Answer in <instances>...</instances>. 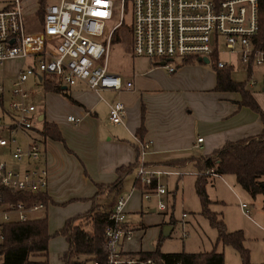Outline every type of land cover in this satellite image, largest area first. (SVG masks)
I'll return each instance as SVG.
<instances>
[{
  "label": "built area",
  "instance_id": "built-area-1",
  "mask_svg": "<svg viewBox=\"0 0 264 264\" xmlns=\"http://www.w3.org/2000/svg\"><path fill=\"white\" fill-rule=\"evenodd\" d=\"M127 1L121 0L119 6L114 0L49 3L41 28L31 32L26 29L21 0L0 8V65L8 59L22 60L13 77L10 106L0 109V183L26 191L44 190L48 185L50 170L43 160L45 147L33 132L38 116L36 92L27 84L30 77L43 83L47 75H55L67 85L83 80L96 90L110 88L120 92L133 88V81L124 80L109 63L114 32L125 22ZM131 1V52L155 60L168 72L175 71L184 58L210 59L221 40L226 48L237 52L249 72L253 66H264V26L259 19V0ZM223 65L227 63L218 61V66ZM255 83V79L250 80L251 85ZM5 88L4 79H0V100ZM125 115L123 101L111 104L110 118L115 123L122 122ZM69 118L77 119L73 115ZM17 133L27 138L25 146ZM138 140L142 158L149 142L139 137ZM201 140L202 137L197 138ZM9 156L26 165L12 166ZM141 158L138 177L145 188L142 195L153 198L156 209L165 210L162 196L167 188L160 181L163 171L146 165ZM204 173L218 175L213 167ZM153 179L155 185L150 186ZM126 201L125 196L119 195L108 207L109 222L104 231L107 256L103 263L95 260L94 264H156L154 258H142L139 253L129 254L123 249V241L133 235V229L126 225ZM47 206L44 202L4 201L0 196V246L5 237V223L36 218L35 213ZM239 206L248 214V203L239 201ZM0 264H4L1 252Z\"/></svg>",
  "mask_w": 264,
  "mask_h": 264
},
{
  "label": "crops",
  "instance_id": "crops-1",
  "mask_svg": "<svg viewBox=\"0 0 264 264\" xmlns=\"http://www.w3.org/2000/svg\"><path fill=\"white\" fill-rule=\"evenodd\" d=\"M12 1L0 0V8ZM36 1L38 11L39 0ZM24 8V14L30 23L29 27L35 29L36 20L29 18L30 11L33 10L31 0L24 1ZM132 55L136 56L133 53ZM15 60L8 59L4 64ZM147 62L148 66L142 70V75L138 74V77H142L139 78L140 80L136 78L134 57L130 64L124 67L123 73L110 67L124 80H132V89L120 92L110 88L96 90L90 88L85 81L79 80L72 85L63 83L68 88L71 98L61 92L45 88L44 94H36L34 97L38 116L36 127H40L43 120L54 122L64 136V141L48 138L44 145L43 156L50 170L46 188L51 197L50 202L60 207L73 208L72 211L64 209L65 215L62 217L65 219L56 230L63 226L67 218L89 210L94 199L108 208L120 195V190L131 188L125 209L126 225L133 229V235L123 241V249L129 254L154 250L160 236L164 235V226L170 224L164 215L158 212L153 199H149L153 201L146 204L148 212L142 211V192L136 186L137 167L126 175L117 190H106L97 194L99 183L111 184L117 179L119 166L133 164L137 161L136 144L139 143L137 129L141 125L142 107H144L143 123L145 125L143 140L149 142L148 149L143 152L142 161L147 162L153 168L162 170V174L178 176L192 174L194 175L193 185L198 169L194 160L187 159L192 155L209 154L227 140L258 135L263 129L260 114L249 106L239 104L240 92L214 89L215 71L214 75L211 73L214 77L212 81L201 85L200 91L203 94H172L164 88L166 84L160 80V70L165 67H159L157 62L150 58ZM19 66L20 64L13 66L11 75L16 74ZM189 69L207 71L206 68H202L200 62H192L178 66L173 72H168L166 69L169 74L165 77L173 81L182 80ZM137 83H140L141 87L137 88ZM34 84L36 85L35 81ZM142 84H153V87L148 88ZM103 91H111L114 94H103ZM251 92L264 112V89L262 88V91L251 90ZM120 99L125 103L126 115L122 122L115 123L110 118V106ZM70 115L77 119H70ZM198 137H202V140L197 141ZM180 160L187 161L185 163L176 162ZM223 175L238 184L235 175L231 173L213 175V183H215V178L220 177L223 185L229 186L225 177H221ZM221 202L222 197L213 196V203ZM71 204L75 206L77 212H73L74 206ZM131 210L138 211L141 216L130 217ZM44 211L39 210L35 215L48 217V212ZM215 211L219 213L218 210ZM220 212L223 211L220 209ZM241 212L254 221L249 214H245L242 210ZM183 213L182 217H185L187 213L185 211ZM261 213L262 224L254 222L259 229L264 231L263 211ZM219 214L227 227L230 219L225 213L224 215ZM172 228L173 224L165 236L170 235ZM49 231L52 234L50 245L56 231L53 233L50 225ZM62 237L66 241L63 249L67 250L69 243L64 235ZM160 249L166 252L162 250V242ZM222 252L225 253L223 250ZM61 260L65 264L63 258ZM239 260L240 262L233 260L232 264H241V258ZM226 261L224 254V264ZM251 261L256 262L254 259Z\"/></svg>",
  "mask_w": 264,
  "mask_h": 264
},
{
  "label": "trees",
  "instance_id": "trees-1",
  "mask_svg": "<svg viewBox=\"0 0 264 264\" xmlns=\"http://www.w3.org/2000/svg\"><path fill=\"white\" fill-rule=\"evenodd\" d=\"M128 3V1H127ZM47 0H39V11L44 18ZM259 19L264 26V0H259ZM123 26L132 31L131 24ZM119 30L114 32V40H118ZM217 52L210 56L208 62L215 71L216 83L214 89L217 91H238L241 93L240 105H246L257 111L263 123L261 133L255 136H248L237 140H227L222 146L214 149L209 154L192 155L187 160H194L198 169L194 181L195 192L201 203L203 213L209 223L217 230V241L231 245L236 249L241 258V264H264V262H252L250 250L244 244V232L242 229L228 230L224 219L215 210H211L209 204L211 199L206 192V184L212 175L204 173L209 167H213L218 175L234 174L237 183L245 189L253 198L262 194V211L264 218V112L252 95L251 90L244 81H236L231 77L230 65L218 66ZM203 60L196 57H188L181 60V64L192 63ZM46 90H54L71 98L68 88L55 75H47L43 81ZM264 89V87H263ZM144 107L141 113V125L137 129L139 139L143 140L145 133ZM38 140L45 145L48 138L64 141V136L58 125L47 120L42 121L40 127L33 131ZM137 161L133 164L122 165L117 168L118 177L111 184H98V195L106 190H117L124 178L134 168L138 167L141 158L140 144H136ZM187 160L176 161L185 163ZM149 165L147 162H144ZM155 185V179L152 185ZM136 186L144 190L140 177L136 180ZM0 196L4 201L25 200L28 202H44L49 204L51 197L46 189L37 191L17 190L0 183ZM110 209L98 203L94 199L92 207L84 213L71 216L66 219L63 226L57 230V234L64 235L69 243L68 249L63 253L62 258L65 264H85L86 261L99 260L104 262L107 251L104 245V231L109 222ZM170 224L174 219L170 215ZM264 225V219H263ZM5 234L0 252L4 257V264H50L49 263V241L52 234L49 231L48 217H36L26 221L7 222L3 226ZM165 235H161L154 250L141 251L142 258H154L156 264H224V253L217 251L215 247L208 251H175L163 252L160 249Z\"/></svg>",
  "mask_w": 264,
  "mask_h": 264
},
{
  "label": "rangeland",
  "instance_id": "rangeland-1",
  "mask_svg": "<svg viewBox=\"0 0 264 264\" xmlns=\"http://www.w3.org/2000/svg\"><path fill=\"white\" fill-rule=\"evenodd\" d=\"M24 1L23 8H24ZM58 0H47L48 3L56 2ZM116 5H120L121 0H114ZM31 8H33L31 13L29 14L30 20H36V28L31 29L29 27V21L25 16L26 20V29L27 31H36L41 28V20L43 17V13H40L38 8V3L36 0H31ZM26 9L24 8V11ZM115 21L117 22V16H115ZM132 21V1L128 0V3L125 8V24H131ZM118 40H114L112 42L111 50H110V67L112 69H116L117 71L122 72L124 67L130 64L133 57L135 59V68H136V78L139 75H142L141 72L143 69L147 68L148 66V57L146 56H133L131 53V34L130 30L123 26L118 32ZM218 60L228 65L232 66L231 68V77L236 81H244L246 86L252 91H262L264 87V66H253L251 71L249 72L246 66L241 63L237 52H232L228 48L225 47L223 41H220L218 47ZM30 59V58H27ZM179 61L178 59H176ZM21 59H16L12 63H7L0 65V79H4L5 81V90L3 94V98L0 100V109L2 107L8 108L10 105V101L12 98V82H13V66L15 64H21ZM199 62V61H195ZM202 68H206L208 71L193 70L189 69V71L184 75V79L173 81L166 79L167 71L165 68L160 70V80H162L166 85L164 88L172 94H203L200 91L201 85L206 84L212 81L211 73L214 75V69L210 62H200ZM158 64V63H157ZM159 67H163L161 64H158ZM183 65V64H181ZM177 69V68H176ZM123 73V72H122ZM166 76V77H165ZM256 80L255 84H250V80ZM140 80V79H139ZM35 77H30L27 81L28 87H31L35 90L36 94H44V84L36 83L34 84ZM158 85V84H154ZM142 86L151 88L153 84H142ZM141 87L140 83H137V88ZM103 94H114L111 91H103ZM110 98L109 96H106ZM121 100V99H120ZM122 101V100H121ZM17 133L19 141L22 145L27 144V138L23 135ZM9 163H11L14 167H24L26 164L25 162H18L17 160L13 159L12 157H8ZM138 168V167H137ZM193 176L192 174H185L182 176L178 175H167L162 174L160 176V181L165 184L167 188V192L163 194V200L167 206L165 210H158L164 215V218L168 220L170 215H172L174 219V224L172 231L169 236H166L162 240V250L166 252H174V251H190V252H198V251H208L215 249L217 251H225V259H227L225 264H232L233 260L240 262V257L238 252L234 247L228 244H223L221 241H217V230L213 227L207 217L201 213V203L199 200L198 195L195 193L194 185H193ZM221 177H225L227 180V185H223V181L220 177L215 178V183H213V176L209 178V181L206 184V192L211 199L209 207L211 210H218L219 213H225L229 220L227 225L228 230L232 229H242L244 232L245 240L244 244L250 250V258L251 260L254 259L256 262H264V234L261 229L255 224V222H259L262 224V194H258L255 198H253L247 191H244L243 188L231 181V179L223 175ZM264 177V176H263ZM131 188L122 189L120 190V195L125 196L128 198ZM138 193V192H137ZM217 195L222 197L221 203H213V196ZM142 196V204H143V212H148L146 209V204L149 203V200L146 199L143 195ZM239 201H244L250 204L248 207V214L251 220L246 217L239 208ZM114 202V201H113ZM72 205V204H71ZM74 206V205H72ZM111 206V205H110ZM109 206V207H110ZM48 209V210H47ZM46 213L48 212V220L50 228L52 229L53 233L56 231L57 228L63 223L64 219L62 216L65 215L64 209H69L72 211L73 208H64L57 205H53L52 202H49ZM220 209L223 212H220ZM44 211V212H45ZM186 212L187 215L182 217V213ZM73 212H77L74 210ZM84 213V212H83ZM136 210H131L129 212L130 217H137L138 215L141 216V213ZM81 214V213H79ZM76 214V215H79ZM220 215V214H219ZM221 216V215H220ZM50 242L49 245V263L50 264H63L62 262V255L66 249H63L65 245V239L62 235L57 233ZM186 232L185 235L183 233ZM85 264H94L92 260L86 261Z\"/></svg>",
  "mask_w": 264,
  "mask_h": 264
},
{
  "label": "water",
  "instance_id": "water-1",
  "mask_svg": "<svg viewBox=\"0 0 264 264\" xmlns=\"http://www.w3.org/2000/svg\"><path fill=\"white\" fill-rule=\"evenodd\" d=\"M202 60L206 63L209 61L207 57H203ZM172 227V224H167L163 228V234L166 235L169 232V229Z\"/></svg>",
  "mask_w": 264,
  "mask_h": 264
}]
</instances>
